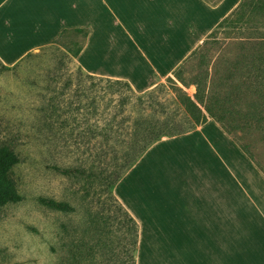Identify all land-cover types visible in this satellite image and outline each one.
<instances>
[{
	"label": "crops",
	"instance_id": "obj_1",
	"mask_svg": "<svg viewBox=\"0 0 264 264\" xmlns=\"http://www.w3.org/2000/svg\"><path fill=\"white\" fill-rule=\"evenodd\" d=\"M242 1L0 0V60L13 67L84 29L75 58L84 72L144 93L168 80ZM114 194L139 225L134 264H264V171L214 118L163 137Z\"/></svg>",
	"mask_w": 264,
	"mask_h": 264
},
{
	"label": "rangeland",
	"instance_id": "obj_2",
	"mask_svg": "<svg viewBox=\"0 0 264 264\" xmlns=\"http://www.w3.org/2000/svg\"><path fill=\"white\" fill-rule=\"evenodd\" d=\"M244 26L218 27L178 68L188 84L174 72L144 93L84 72L73 53L83 48L86 31L65 32L0 71V149L19 157L8 179L22 197L0 207V264H133L131 224L90 170L110 173L121 166L117 159L129 145L135 118L173 114L177 87L193 98V82L207 66L212 74L220 55L233 53L238 37L251 32ZM260 126L226 132L264 171ZM59 169L79 170L64 175ZM41 198L74 210L50 209Z\"/></svg>",
	"mask_w": 264,
	"mask_h": 264
},
{
	"label": "trees",
	"instance_id": "obj_3",
	"mask_svg": "<svg viewBox=\"0 0 264 264\" xmlns=\"http://www.w3.org/2000/svg\"><path fill=\"white\" fill-rule=\"evenodd\" d=\"M263 17L264 0H243L218 27L240 30L245 28L246 24L251 32L248 31V35L238 37L240 39L236 41L233 53L225 52L220 55L212 74L209 66L200 73L197 81L193 82L197 85L195 96L192 98L182 88L177 87L179 103L173 114L163 111L162 115L141 114L135 118V128L129 145L117 159L123 161L120 167H115L110 173L104 171L101 174L96 172L94 166L91 168V174L100 177L101 187L118 202V210L123 211L128 223L131 224L129 230L132 235L133 264L139 240V225L112 192L122 177L145 153L163 137L190 132L204 124L208 117L214 118L230 134L237 130L247 131L253 125L257 127L261 125L258 129L264 131V23L260 22ZM77 32L85 30L77 29ZM82 49L74 52L73 57L76 58ZM196 51L191 56H195ZM0 63V71L10 69L1 61ZM175 75L184 85L188 84L181 77L179 70L175 71ZM88 76L94 78L92 75ZM107 81L113 83L112 86L131 87L123 80ZM240 146L245 150L242 145ZM17 163L19 157L16 153L0 149V207L22 199L8 179L10 170ZM78 170L59 169L64 175H71ZM40 201L53 210L66 212L74 210L71 205L53 199L41 198Z\"/></svg>",
	"mask_w": 264,
	"mask_h": 264
}]
</instances>
